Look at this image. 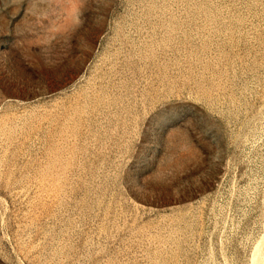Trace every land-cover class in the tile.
I'll return each instance as SVG.
<instances>
[{
	"label": "rangeland",
	"instance_id": "obj_1",
	"mask_svg": "<svg viewBox=\"0 0 264 264\" xmlns=\"http://www.w3.org/2000/svg\"><path fill=\"white\" fill-rule=\"evenodd\" d=\"M0 264H264V0H0Z\"/></svg>",
	"mask_w": 264,
	"mask_h": 264
},
{
	"label": "snow or ice",
	"instance_id": "obj_2",
	"mask_svg": "<svg viewBox=\"0 0 264 264\" xmlns=\"http://www.w3.org/2000/svg\"><path fill=\"white\" fill-rule=\"evenodd\" d=\"M166 118L172 121L166 129L170 139H175L177 136L183 137L184 146L189 151L192 150L194 144L199 145L202 138L210 139L211 133L207 124L201 122L197 117L182 111H176L175 113H169ZM175 151L180 152V147L177 146ZM131 178L140 182L143 176Z\"/></svg>",
	"mask_w": 264,
	"mask_h": 264
}]
</instances>
